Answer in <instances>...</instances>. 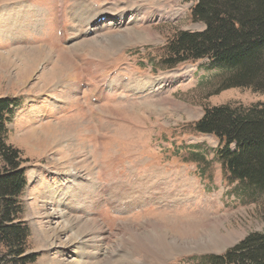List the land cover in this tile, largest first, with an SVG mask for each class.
Masks as SVG:
<instances>
[{
	"label": "rangeland",
	"instance_id": "rangeland-1",
	"mask_svg": "<svg viewBox=\"0 0 264 264\" xmlns=\"http://www.w3.org/2000/svg\"><path fill=\"white\" fill-rule=\"evenodd\" d=\"M147 1L0 0V23L15 22L0 28V99L15 105L4 140L26 168L20 219L34 264H206L204 257L264 232V194L231 179L215 158L217 141L192 130L206 108L247 109L264 104V95L220 91L225 72L207 59L166 69L165 44L205 26L191 19L194 0H169L172 13L152 16ZM76 3L93 6L92 16L138 12L85 36L69 15ZM149 79L159 84L144 88ZM73 176L76 185L64 190ZM164 190L176 199L165 200ZM129 201L135 205L126 209ZM201 224L218 227L212 240L234 235L232 245L157 255V228L172 243L169 230L200 234Z\"/></svg>",
	"mask_w": 264,
	"mask_h": 264
},
{
	"label": "trees",
	"instance_id": "trees-1",
	"mask_svg": "<svg viewBox=\"0 0 264 264\" xmlns=\"http://www.w3.org/2000/svg\"><path fill=\"white\" fill-rule=\"evenodd\" d=\"M191 19L202 32L177 33L163 47L166 69L209 60L225 75L219 90L248 89L264 95V0H194ZM15 105L0 99V264H34L27 254L29 227L20 219L26 168L19 152L4 140L6 121ZM195 134L213 136L215 158L233 180L264 194V104L247 109L230 105L206 108L192 125ZM191 147H188V150ZM192 162L199 163L197 152ZM207 165L206 159H201ZM206 264H264V232L250 233L222 255L204 257Z\"/></svg>",
	"mask_w": 264,
	"mask_h": 264
},
{
	"label": "bare ground",
	"instance_id": "bare-ground-1",
	"mask_svg": "<svg viewBox=\"0 0 264 264\" xmlns=\"http://www.w3.org/2000/svg\"><path fill=\"white\" fill-rule=\"evenodd\" d=\"M147 1V0H146ZM86 3V2H85ZM147 3H148V5H150L151 7L149 8V10H148V13H147V15L148 16H152V15H155V14H165V13H167L168 15L170 14V13H172V8L170 7V3H169V0H160L159 2H157V1H155V0H148L147 1ZM80 4V6H78L77 5V3L76 4H74V5H72V7H71V10L69 11L70 13H69V15L71 16V17H73L74 18V20L76 21V23L78 24V27H80L81 28V30H83V28H84V33H85V36H88V35H90V34H93V33H97V31L100 29V26H101V24H102V22H104V21H106V20H109V19H117L118 20V22H119V24H120V26H121V24L124 22V15H128V14H126L127 13V11L129 10L130 11V13H132V11H136V12H138V10H137V8H135V9H133L132 8V6L130 7V6H128V8H127V10H126V13H123V14H120V15H118V16H116V17H113V16H111V17H109V18H107L108 16L106 15V13H98V14H96V15H94V16H92V13L94 12H92V10H91V8H94L93 6H89L88 5V7L89 8H87L84 4H82V3H79ZM89 4V3H88ZM140 11L142 10V8H140L139 9ZM128 11V12H129ZM96 12V11H95ZM137 14H139V13H137ZM136 15V14H135ZM135 15H132L131 16V18L133 17V16H135ZM17 19V18H16ZM18 20V19H17ZM20 22V21H19ZM13 23H15V22H13V21H11V22H9L8 24H3V23H0V28L2 29V30H5V28H7L8 30L11 28V27H13L14 26V24ZM12 24V25H11ZM32 26H34V25H36V21H34V22H32V24H31ZM6 26V27H5ZM25 27V26H24ZM22 28V27H21ZM20 28V29H21ZM14 29V28H13ZM19 29V28H18ZM13 31V30H12ZM12 31L10 32V35H8L9 37L10 36H12L13 37V35H12ZM16 32V31H15ZM83 33V34H84ZM133 35L135 36V34H133L132 33V38H131V40L132 41H137V39L135 38V37H133ZM101 37H103V36H101ZM86 38V37H85ZM97 38H99V37H96V35L94 36V38H93V40H96ZM61 39H63V37H61L60 36V40ZM93 40H90V41H84V44L82 45V47H85V46H87V47H89V46H91L94 42H93ZM131 42V41H130ZM83 49V48H82ZM74 51V50H73ZM66 59H68V61H69V64H74L72 61H70L71 59H69V57L67 56L66 57ZM73 66V65H72ZM156 84H159V83H157L155 80H147V82H146V86L144 87V88H152L153 86H155ZM157 86V85H156ZM114 89V88H113ZM100 92H103V91H100ZM104 96V95H103ZM56 102H58V100H56ZM74 174V173H73ZM76 177L75 176H73L70 180H68V181H66V182H63V184H61V186H62V188H64V190H69L70 188H73L75 185H76ZM79 179V178H78ZM155 184H156V182H155ZM138 188H139V186L141 187V186H143V183H138L137 182V184H135ZM136 187V188H137ZM96 189H97V187H95ZM146 189V188H145ZM96 191V190H95ZM90 192L92 193V191H91V188H90ZM146 192V191H145ZM163 193L166 195L165 197H163L165 200L166 199H168V198H170L171 200H174V199H176V197H173V195L171 194V193H169L168 191H166V190H164L163 191ZM123 194V193H122ZM135 195V194H134ZM85 197L84 198H87V196L88 195H84ZM129 196V195H128ZM131 197H132V195H130ZM163 196V195H162ZM75 199V198H74ZM77 199V198H76ZM81 199V198H80ZM132 199V198H131ZM137 199H139L140 200V198H137ZM134 199H132L131 201H133ZM131 201H129V202H127V203H124V205L125 204H127L125 207H126V209H130V208H132V207H134L133 205H135L134 204V202L132 203ZM132 203V204H131ZM88 204V203H87ZM66 205V204H65ZM73 206V205H72ZM91 206V205H90ZM74 207V206H73ZM200 218V217H199ZM66 222V221H65ZM94 221H92V223H93ZM90 224V223H88V225H94V224ZM94 223H96V222H94ZM69 224V223H68ZM97 224V223H96ZM95 224V225H96ZM81 226V225H80ZM147 227H149V225H147ZM201 227H203V229L200 231L201 233V235L199 234V232H197V233H195V231L194 232H192V231H190V230H188V229H184V230H182V231H180V230H178V231H176V230H174V231H170L169 230V232L170 233H173L174 232V234H175V236H173V238H171V242L172 243H168L167 242V232H165V231H162V228H161V230H159L158 228H157V230H158V232L160 233L159 235L160 236H158L160 239H161V241H159V243H157V244H155V245H158V248H157V251H160V253H158L157 255H160L159 257H166V256H170L169 254H178V253H186L187 251L189 252V250L191 249V246L192 245H195L194 247H192V251H195V252H207V251H210V250H212V251H215V252H219V251H221V250H223L224 248H227V247H229L230 245H232V243H233V236L234 235H232L231 233L230 234H228L227 236H224V237H218V236H216V238L215 239H213L212 240V237H211V234H214V233H217V231H215V228L213 229V231H211L210 229H208V228H206L205 226H202V224H201ZM212 227V226H211ZM218 228V227H217ZM216 228V229H217ZM62 229V228H61ZM85 229V228H84ZM174 229V228H173ZM145 230H147V229H145ZM198 230H199V228H198ZM85 231V230H84ZM152 231V230H151ZM207 232L208 233V235H207V237L206 236H204L203 235V233L202 232ZM83 232V231H82ZM154 232V231H153ZM177 233V234H176ZM190 233V234H189ZM83 235V234H82ZM217 235V234H216ZM222 235V234H221ZM155 236H157V235H155ZM189 236V237H188ZM191 236V237H190ZM74 237H75V235H74ZM236 237H238V236H236ZM72 238H73V235H72ZM74 240H75V238H74ZM155 240V239H154ZM76 241V240H75ZM205 241V242H204ZM155 242V241H154ZM202 242H204V244L205 245H207V246H209V247H205V245L204 244H202ZM174 243V244H173ZM77 244V243H76ZM80 245H82V243H80ZM92 245V244H91ZM94 245V244H93ZM83 246V245H82ZM197 247V248H196ZM78 249L80 248V246H78L77 247ZM95 248H97V247H95ZM90 249V248H89ZM74 250H76V249H74ZM94 252H96V251H94ZM74 253V252H73ZM84 253V252H83ZM173 256V255H172ZM89 257V256H88ZM135 257V256H134ZM153 257V256H152ZM82 258V257H81ZM141 259H143L142 258V256L140 257ZM151 258V257H150ZM128 261V260H127ZM156 261V260H155ZM139 262V261H138ZM135 263H137L136 261H135ZM141 264H147L146 262H143V261H141L140 262ZM139 263V264H140ZM82 264H84V263H82ZM87 264H92V263H87ZM94 264V263H93ZM95 264H102L101 262L99 263V261H97Z\"/></svg>",
	"mask_w": 264,
	"mask_h": 264
},
{
	"label": "crops",
	"instance_id": "crops-1",
	"mask_svg": "<svg viewBox=\"0 0 264 264\" xmlns=\"http://www.w3.org/2000/svg\"><path fill=\"white\" fill-rule=\"evenodd\" d=\"M104 220V219H103ZM147 263V262H146Z\"/></svg>",
	"mask_w": 264,
	"mask_h": 264
}]
</instances>
